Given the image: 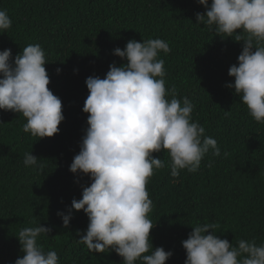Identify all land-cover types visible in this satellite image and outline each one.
<instances>
[{
  "label": "trees",
  "instance_id": "obj_1",
  "mask_svg": "<svg viewBox=\"0 0 264 264\" xmlns=\"http://www.w3.org/2000/svg\"><path fill=\"white\" fill-rule=\"evenodd\" d=\"M0 10L12 20L0 34V51L11 49L14 61L23 47L40 44L49 88L62 100L65 116L58 134L39 140L23 131L22 114L0 109V264L22 257L18 233L38 224L52 228L39 242L45 251L58 253L60 264H123L114 251L94 253L77 243L89 223L83 210H73L67 228L57 213L67 214L92 182L70 171L89 127L83 111L86 79L104 78L113 63H127L114 49L123 50L132 39L169 43L171 51L160 53L166 87L175 88L181 101L185 96L192 101L193 121L221 149L220 157L210 151L196 172L184 169L178 177L171 176L166 151L153 153L165 162L147 185L153 248L173 252L166 264H185L182 242L204 223L215 224L217 235L230 243L254 239L264 244V123L255 121L226 86L234 83L228 71L238 65L243 42L197 24L196 14L206 12L198 0H0ZM26 152L41 159L43 173L24 165Z\"/></svg>",
  "mask_w": 264,
  "mask_h": 264
},
{
  "label": "clouds",
  "instance_id": "obj_2",
  "mask_svg": "<svg viewBox=\"0 0 264 264\" xmlns=\"http://www.w3.org/2000/svg\"><path fill=\"white\" fill-rule=\"evenodd\" d=\"M206 9L197 13V24L209 26L222 38L243 42L238 65L228 71L234 89L251 117L264 123V0H198ZM12 27L6 10H0V34ZM171 51L163 39L129 40L114 55L127 61L110 65L104 78L88 77L89 90L83 111L88 113L86 135L80 152L70 165L74 174L90 176L82 198L73 199L67 214L57 213L69 227L73 210L89 218L86 234L78 244L90 252H116L123 264H166L173 255L163 247L153 248L149 213L153 208L147 185L155 170L165 162L153 153L166 151L172 177L181 170L196 172L210 151L221 149L216 139L193 121L195 105L187 97L177 98L175 88L166 87L165 61L160 53ZM46 52L40 44L23 47L13 61L11 49L0 51V109L22 114L23 131L39 140L54 137L65 120L62 100L50 90L45 65ZM62 70L57 69L59 74ZM172 98L169 100L168 97ZM225 156L228 153H224ZM24 165L43 173L45 164L32 152L24 154ZM215 224H197L182 242L185 264H264V244L239 239H221ZM209 230H212L209 233ZM51 227L38 224L18 233L22 257L15 264H60L55 250L45 251L39 242ZM150 253V254H148Z\"/></svg>",
  "mask_w": 264,
  "mask_h": 264
}]
</instances>
